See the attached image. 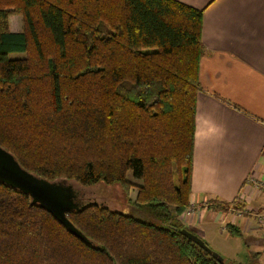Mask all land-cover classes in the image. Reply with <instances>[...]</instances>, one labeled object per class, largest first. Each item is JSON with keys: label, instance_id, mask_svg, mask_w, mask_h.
Masks as SVG:
<instances>
[{"label": "trees", "instance_id": "obj_1", "mask_svg": "<svg viewBox=\"0 0 264 264\" xmlns=\"http://www.w3.org/2000/svg\"><path fill=\"white\" fill-rule=\"evenodd\" d=\"M203 23L179 0H0V145L50 181L118 185L133 210L70 212L87 244L0 182V264H239L177 224L193 207Z\"/></svg>", "mask_w": 264, "mask_h": 264}, {"label": "crops", "instance_id": "obj_2", "mask_svg": "<svg viewBox=\"0 0 264 264\" xmlns=\"http://www.w3.org/2000/svg\"><path fill=\"white\" fill-rule=\"evenodd\" d=\"M179 1L204 10L192 179L202 215L187 223H232L264 245V188L252 181L264 183V0ZM238 198L244 211L207 208Z\"/></svg>", "mask_w": 264, "mask_h": 264}, {"label": "rangeland", "instance_id": "obj_3", "mask_svg": "<svg viewBox=\"0 0 264 264\" xmlns=\"http://www.w3.org/2000/svg\"><path fill=\"white\" fill-rule=\"evenodd\" d=\"M10 28L11 30L20 32L24 29V21L20 14L12 12L10 16ZM25 55L26 54L23 52H14L10 54V58H24ZM129 178L134 183H141L139 180L132 178L131 175ZM69 183H72L77 192L81 194L83 203L89 202L101 204L113 211L123 210L129 212L131 208L128 207L129 203L125 192L118 185L98 183L91 187H83L74 181ZM135 196L136 190L133 189L131 197L135 198ZM131 211L133 210H130V212ZM195 214L198 213L196 206H193L190 209V214L188 215L185 213L182 216L183 220L178 221L177 224L200 236L213 251L217 252L224 259H228L239 264H264V245L254 243L252 240L253 237L249 236V233H242L237 237H232L228 235V229L226 228L227 226L225 222H216L207 216H205L202 220L200 218L201 221L197 224L187 223V221L190 222V220L194 219ZM200 215L202 214H198V216ZM145 218L147 219L148 217ZM203 229L208 231V237H206L207 235H204ZM259 252L260 254H257Z\"/></svg>", "mask_w": 264, "mask_h": 264}, {"label": "water", "instance_id": "obj_4", "mask_svg": "<svg viewBox=\"0 0 264 264\" xmlns=\"http://www.w3.org/2000/svg\"><path fill=\"white\" fill-rule=\"evenodd\" d=\"M0 182L28 195L31 205H39L52 214L72 235L87 244L91 243L89 238L68 218L70 212L83 211L92 204L78 200V192L72 183L66 180L50 181L37 176L24 168L15 155L2 145H0ZM179 231L214 258L219 261L224 260L200 236L187 229Z\"/></svg>", "mask_w": 264, "mask_h": 264}, {"label": "built area", "instance_id": "obj_5", "mask_svg": "<svg viewBox=\"0 0 264 264\" xmlns=\"http://www.w3.org/2000/svg\"><path fill=\"white\" fill-rule=\"evenodd\" d=\"M252 181H253V183H254L255 185H257V187H259V188H261V187L264 188V183H259V181L256 180V179H252ZM193 206H194V205H193ZM187 214L189 215V214H190V211H188ZM259 219H260L261 222H264V214L260 215V216H259Z\"/></svg>", "mask_w": 264, "mask_h": 264}, {"label": "flooded vegetation", "instance_id": "obj_6", "mask_svg": "<svg viewBox=\"0 0 264 264\" xmlns=\"http://www.w3.org/2000/svg\"><path fill=\"white\" fill-rule=\"evenodd\" d=\"M81 194L80 193H78V200L80 201V202H82L83 203V198H82V200H81ZM84 203H87V202H84Z\"/></svg>", "mask_w": 264, "mask_h": 264}]
</instances>
